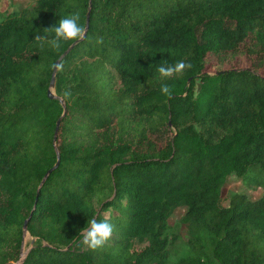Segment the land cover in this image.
<instances>
[{"label":"trees","instance_id":"1","mask_svg":"<svg viewBox=\"0 0 264 264\" xmlns=\"http://www.w3.org/2000/svg\"><path fill=\"white\" fill-rule=\"evenodd\" d=\"M76 11L89 27L52 97L73 42L35 36ZM2 13L0 264H264V194L222 202L230 175L264 185V73L206 60L250 35L264 49V0H36ZM181 60L191 67L159 79ZM181 205L189 248L171 263ZM105 216L111 239L82 250L80 231Z\"/></svg>","mask_w":264,"mask_h":264},{"label":"rangeland","instance_id":"2","mask_svg":"<svg viewBox=\"0 0 264 264\" xmlns=\"http://www.w3.org/2000/svg\"><path fill=\"white\" fill-rule=\"evenodd\" d=\"M36 0H0V17L4 16L5 9L10 7L24 8L35 4ZM261 45L256 43L254 35H250L240 48L236 51L208 53L207 54V69L213 72L225 68H242L250 67L257 71L264 73V49ZM258 170L254 173L257 174ZM233 191H244L250 197L257 198L264 194V185L252 186L246 183V179L238 175H230L225 183L223 190L222 202L228 204L230 195ZM186 206H178L169 218L170 224V243H169V257L171 263L178 260L189 248L186 242L187 234L186 227L180 225V219L186 212ZM174 234V235H173ZM173 235V236H172ZM31 239L29 233L25 236L24 251L28 249V244ZM12 264H20V261H15Z\"/></svg>","mask_w":264,"mask_h":264},{"label":"clouds","instance_id":"3","mask_svg":"<svg viewBox=\"0 0 264 264\" xmlns=\"http://www.w3.org/2000/svg\"><path fill=\"white\" fill-rule=\"evenodd\" d=\"M79 21V11L73 12L67 17L61 18L59 20L58 26L45 29V31L51 30V32L54 33L52 38L36 35L35 41L38 42L41 47L47 44L52 49L58 50L62 43L83 40L86 37L87 29L86 27L82 26ZM190 67V64H187L181 60L174 65L163 63L158 67L157 71L159 73V79L163 81L172 78L174 75L182 74L186 68ZM160 91L161 94L168 97L169 99L172 98L173 89L167 83L161 84ZM70 96L71 92L65 91L64 97L68 98ZM113 231L114 225L110 223L107 216H105L103 220L91 219L88 221L87 227L80 231V236H82V240L80 242L83 246L82 250L90 249L92 251H96L100 248H103L111 239Z\"/></svg>","mask_w":264,"mask_h":264},{"label":"water","instance_id":"4","mask_svg":"<svg viewBox=\"0 0 264 264\" xmlns=\"http://www.w3.org/2000/svg\"><path fill=\"white\" fill-rule=\"evenodd\" d=\"M89 17H88V20H87V26H86V29L88 30V27H89ZM87 33V32H86ZM79 41H77V42H73L70 46H69V48H67L66 50H65V52H63V54H61V56L57 59V61H56V64H55V67H54V71H53V76H52V79H51V82H50V88H49V95L50 96H52V97H57L58 95L56 94V92L53 90L54 88H55V85H56V72H57V69H58V65H59V63H60V61H61V59L69 52V50L70 49H72L73 48V46L76 44V43H78ZM61 102H64V99L63 98H61ZM59 126H60V119L58 120V122H57V130H56V133H55V140H56V138H57V132H58V129H59ZM59 162H60V153L58 152V160H57V162H56V164L52 167V168H50L48 171H47V173L45 174V176H44V178H43V180H42V182H41V184H40V187L42 186V184L45 182V180L47 179V177H48V175H49V173L51 172V170L55 167V166H57L58 164H59ZM31 216V215H30ZM30 216L28 217V218H26V220H25V222H24V233H25V236H26V234L28 233V221H29V219H30ZM32 241H34V239L32 240ZM24 243H25V240H24ZM23 253H25V251L23 250Z\"/></svg>","mask_w":264,"mask_h":264}]
</instances>
